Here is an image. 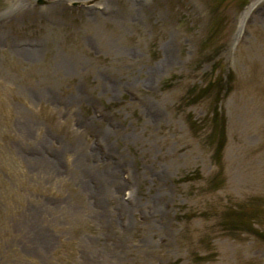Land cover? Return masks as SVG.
<instances>
[{
    "label": "rangeland",
    "instance_id": "374dc122",
    "mask_svg": "<svg viewBox=\"0 0 264 264\" xmlns=\"http://www.w3.org/2000/svg\"><path fill=\"white\" fill-rule=\"evenodd\" d=\"M0 264H264V0H0Z\"/></svg>",
    "mask_w": 264,
    "mask_h": 264
},
{
    "label": "bare ground",
    "instance_id": "6f19581e",
    "mask_svg": "<svg viewBox=\"0 0 264 264\" xmlns=\"http://www.w3.org/2000/svg\"><path fill=\"white\" fill-rule=\"evenodd\" d=\"M80 153H81V152L76 151V153H75L74 155H71V156H73V165H74L75 168L77 169V172H78V171L91 172L93 166L90 165L89 163H87V160H86V158L90 155V153H89V152H87V153L83 152V153H81V154H80ZM22 157H23L25 160H27V161H28V160H33V159H30V158L26 157L25 155H22ZM34 160H37L36 162H39L35 168H36L37 170L40 169L41 171H43L44 174H49V173L52 171V169H54V167L52 168V166L54 165L53 161H52L51 159L47 158L46 156L35 157ZM36 162H34V164H35ZM52 164H53V165H52ZM51 165H52V166H51ZM75 171H76V170H75ZM96 171H97V172L99 171V172L101 173V170H100V169H98V170H96ZM113 171H115L114 167L111 168L110 171H106V177H107L106 182H107V183H108V182L110 183V181L114 180V178L111 179V177L113 176V175H112ZM116 179H117V178H116ZM82 181H83V184L81 185V187L84 188V189H88V187H90V185L87 184V183H85L84 178L82 179ZM114 185H117V182L114 183ZM114 185H113V186H114ZM113 186H112V188H113ZM109 187H110V186H109ZM107 190H109V189H107ZM112 190H113V189L110 188V191H109L110 194L113 193ZM122 204H123V203H122Z\"/></svg>",
    "mask_w": 264,
    "mask_h": 264
},
{
    "label": "trees",
    "instance_id": "16d2710c",
    "mask_svg": "<svg viewBox=\"0 0 264 264\" xmlns=\"http://www.w3.org/2000/svg\"><path fill=\"white\" fill-rule=\"evenodd\" d=\"M219 83H220V88H219L220 90H218V92H217V95H218V96L221 95V94H220V93H221V90L224 89V88H223V85H224V84L222 83V81H220ZM222 84H223V85H222ZM217 85H218V83H217V84H216V83L214 84V86H217ZM217 88H218V86H217ZM219 98H221V96H220ZM219 98H218V99H219Z\"/></svg>",
    "mask_w": 264,
    "mask_h": 264
}]
</instances>
